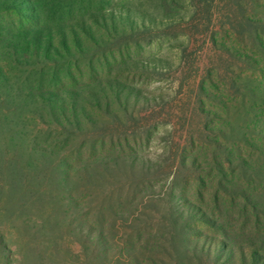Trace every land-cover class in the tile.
<instances>
[{
    "label": "rangeland",
    "instance_id": "rangeland-1",
    "mask_svg": "<svg viewBox=\"0 0 264 264\" xmlns=\"http://www.w3.org/2000/svg\"><path fill=\"white\" fill-rule=\"evenodd\" d=\"M31 1L0 10V264H264V0Z\"/></svg>",
    "mask_w": 264,
    "mask_h": 264
},
{
    "label": "trees",
    "instance_id": "trees-1",
    "mask_svg": "<svg viewBox=\"0 0 264 264\" xmlns=\"http://www.w3.org/2000/svg\"><path fill=\"white\" fill-rule=\"evenodd\" d=\"M19 0H0V10H16V9H23V10H28L30 11H35L36 8L32 5V8L29 7L30 3H33L31 0H21L20 2H18ZM20 3V4H16ZM18 5H20L19 7H17ZM30 22H32L34 24L33 27L31 28H25V32L23 34L22 39L25 41L26 46L30 43L33 45V47H35V52L37 54H42L44 53L45 56L47 53H50L52 50H56V48H54V44L55 40L53 39V36L51 34H49V30H47L45 27H41L39 24V20L35 19L33 21L29 20ZM62 44L65 43V39L64 36L61 40ZM25 45V44H24ZM67 81L72 83L74 81H76V78H74V75L70 72L69 76L67 77ZM75 83V82H74ZM62 82L59 80H56L55 82L53 81L52 86H51V90L48 91L47 95L50 96L51 98H49L50 100H46L48 102V106L50 108L51 111H53V109H58L60 108V115L62 117H66V112H69L70 116H67L70 118H72V120H75L76 123L75 125L77 126L78 124V115L76 112V102L78 101V96L75 95L73 93V91L68 93V98L71 103H67L66 99L62 97V95L58 92L59 87H61ZM45 95V94H44ZM43 94H41L40 96H44ZM44 99V97L42 98ZM70 121V120H69ZM74 124V123H73ZM97 239L99 240V242L101 243V238L98 236Z\"/></svg>",
    "mask_w": 264,
    "mask_h": 264
}]
</instances>
